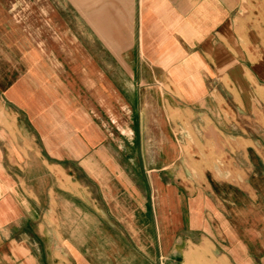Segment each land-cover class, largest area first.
<instances>
[{
	"label": "crops",
	"instance_id": "crops-1",
	"mask_svg": "<svg viewBox=\"0 0 264 264\" xmlns=\"http://www.w3.org/2000/svg\"><path fill=\"white\" fill-rule=\"evenodd\" d=\"M242 114L264 0H0V264H264Z\"/></svg>",
	"mask_w": 264,
	"mask_h": 264
},
{
	"label": "rangeland",
	"instance_id": "rangeland-1",
	"mask_svg": "<svg viewBox=\"0 0 264 264\" xmlns=\"http://www.w3.org/2000/svg\"><path fill=\"white\" fill-rule=\"evenodd\" d=\"M246 116V117H245ZM256 117L252 116L251 120L249 118H247V115L242 114L241 116V123L246 126L247 128H255L256 130L254 131H249V132H243L242 130H240L239 132H236L238 134L241 135H251V136H257V137H263L264 136V115L263 116H257V120H255ZM213 134V133H212ZM233 134V132H226L225 136H223V133H214V137L215 139L217 138V135L219 137H221L222 139H228V136H231ZM212 136V135H211ZM218 139V138H217ZM246 145V144H244ZM216 147H209L207 154H209L212 157L216 156ZM218 151V150H217ZM224 153L218 151L219 154L224 155V156H228V154L225 153V151L223 150Z\"/></svg>",
	"mask_w": 264,
	"mask_h": 264
}]
</instances>
